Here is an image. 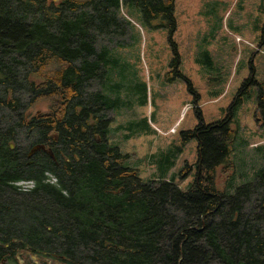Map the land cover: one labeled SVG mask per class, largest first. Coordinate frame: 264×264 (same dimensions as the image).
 <instances>
[{
	"label": "trees",
	"instance_id": "1",
	"mask_svg": "<svg viewBox=\"0 0 264 264\" xmlns=\"http://www.w3.org/2000/svg\"><path fill=\"white\" fill-rule=\"evenodd\" d=\"M175 2L0 0L5 253L31 252L42 264H264V166L231 193L216 182L220 165L236 167L233 119L184 133L198 140L187 190L143 181L109 144L112 103L102 87L120 61L107 46L98 51L94 36L125 34L126 6H138L148 27L173 33ZM40 102L47 111L34 110Z\"/></svg>",
	"mask_w": 264,
	"mask_h": 264
},
{
	"label": "rangeland",
	"instance_id": "2",
	"mask_svg": "<svg viewBox=\"0 0 264 264\" xmlns=\"http://www.w3.org/2000/svg\"><path fill=\"white\" fill-rule=\"evenodd\" d=\"M119 17L125 34L94 38L98 51L107 46L119 57L102 90L112 103L108 141L128 155L126 165L143 181H173L187 190L195 180L198 140L184 133L230 117L238 129L236 167L226 172L220 165L217 186L231 193L253 181L264 166V106L258 104L264 0H176L173 33L148 27L138 6L123 7ZM34 110L47 111V104ZM34 258L31 264L44 262Z\"/></svg>",
	"mask_w": 264,
	"mask_h": 264
},
{
	"label": "flooded vegetation",
	"instance_id": "3",
	"mask_svg": "<svg viewBox=\"0 0 264 264\" xmlns=\"http://www.w3.org/2000/svg\"><path fill=\"white\" fill-rule=\"evenodd\" d=\"M10 247V245H7ZM5 245L0 242V264H31L27 257L29 256L32 259H35L34 254L29 253H22L21 251L17 250L15 252L5 253Z\"/></svg>",
	"mask_w": 264,
	"mask_h": 264
},
{
	"label": "water",
	"instance_id": "4",
	"mask_svg": "<svg viewBox=\"0 0 264 264\" xmlns=\"http://www.w3.org/2000/svg\"><path fill=\"white\" fill-rule=\"evenodd\" d=\"M36 150V147L31 151V154Z\"/></svg>",
	"mask_w": 264,
	"mask_h": 264
},
{
	"label": "built area",
	"instance_id": "5",
	"mask_svg": "<svg viewBox=\"0 0 264 264\" xmlns=\"http://www.w3.org/2000/svg\"><path fill=\"white\" fill-rule=\"evenodd\" d=\"M30 184H31V185H30L29 187H32V186H33V183H32V182H30Z\"/></svg>",
	"mask_w": 264,
	"mask_h": 264
}]
</instances>
